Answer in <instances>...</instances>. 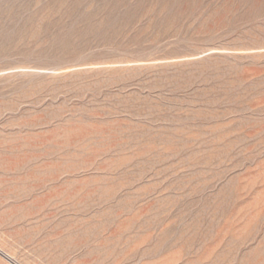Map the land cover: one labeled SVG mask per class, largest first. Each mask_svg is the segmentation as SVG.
Listing matches in <instances>:
<instances>
[{
    "label": "rangeland",
    "instance_id": "obj_1",
    "mask_svg": "<svg viewBox=\"0 0 264 264\" xmlns=\"http://www.w3.org/2000/svg\"><path fill=\"white\" fill-rule=\"evenodd\" d=\"M0 249L264 264V0H0Z\"/></svg>",
    "mask_w": 264,
    "mask_h": 264
},
{
    "label": "bare ground",
    "instance_id": "obj_2",
    "mask_svg": "<svg viewBox=\"0 0 264 264\" xmlns=\"http://www.w3.org/2000/svg\"><path fill=\"white\" fill-rule=\"evenodd\" d=\"M0 253L5 257L7 258L8 260L12 259L13 257L8 254L7 252L3 251L2 249H0ZM14 259V258H13ZM14 262V261H13Z\"/></svg>",
    "mask_w": 264,
    "mask_h": 264
}]
</instances>
